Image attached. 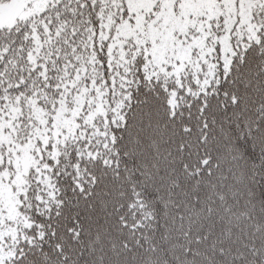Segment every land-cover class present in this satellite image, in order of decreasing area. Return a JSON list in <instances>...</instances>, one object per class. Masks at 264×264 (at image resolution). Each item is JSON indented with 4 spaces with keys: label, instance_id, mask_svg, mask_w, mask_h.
<instances>
[{
    "label": "snow or ice",
    "instance_id": "1",
    "mask_svg": "<svg viewBox=\"0 0 264 264\" xmlns=\"http://www.w3.org/2000/svg\"><path fill=\"white\" fill-rule=\"evenodd\" d=\"M0 264H264V0H0Z\"/></svg>",
    "mask_w": 264,
    "mask_h": 264
}]
</instances>
